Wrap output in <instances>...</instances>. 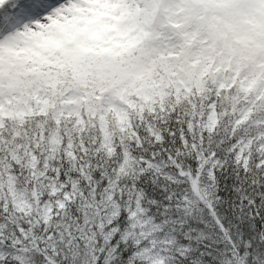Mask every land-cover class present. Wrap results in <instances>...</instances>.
Listing matches in <instances>:
<instances>
[{"label": "trees", "instance_id": "16d2710c", "mask_svg": "<svg viewBox=\"0 0 264 264\" xmlns=\"http://www.w3.org/2000/svg\"><path fill=\"white\" fill-rule=\"evenodd\" d=\"M137 27L0 59V264H264V0Z\"/></svg>", "mask_w": 264, "mask_h": 264}, {"label": "rangeland", "instance_id": "374dc122", "mask_svg": "<svg viewBox=\"0 0 264 264\" xmlns=\"http://www.w3.org/2000/svg\"><path fill=\"white\" fill-rule=\"evenodd\" d=\"M158 6L159 0H35L14 27L20 28L30 20L35 21L29 26L31 32L35 30L60 34L69 45L74 36L88 33L102 19L113 25L135 20L142 27H149L157 14ZM160 41L161 38L157 39V43ZM95 44L98 46L101 43L96 39ZM153 45L154 42L148 49L156 52ZM104 46L107 49L113 48V39H106Z\"/></svg>", "mask_w": 264, "mask_h": 264}]
</instances>
